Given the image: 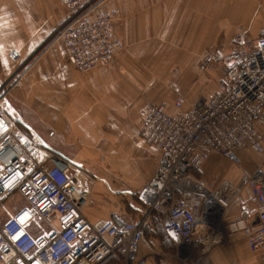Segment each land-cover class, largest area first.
I'll use <instances>...</instances> for the list:
<instances>
[{"label": "built area", "instance_id": "built-area-1", "mask_svg": "<svg viewBox=\"0 0 264 264\" xmlns=\"http://www.w3.org/2000/svg\"><path fill=\"white\" fill-rule=\"evenodd\" d=\"M103 1V0H102ZM98 0H61L69 12L56 31V42L65 50L68 63L79 73H90L115 63L124 49L116 38L114 24L118 9L101 10ZM264 0L258 6L262 9ZM235 48L249 44V31L232 38ZM13 54L12 58H16ZM226 72L217 91L184 111L177 101L172 110L165 103L149 104L141 113L142 139L161 156L156 173L138 193L146 208L144 221L124 222L113 215L91 223L84 209L91 202V186L75 167L60 165L48 149L40 148L8 116L5 104L9 86L0 87V206L15 193L28 207L0 225L2 264H101L119 255L124 264H147L139 255L149 246L145 237L148 214L162 216L164 231L177 247L191 248L200 234V224H208L229 209L240 189L230 185L209 191L190 190L187 174L199 171L217 154L242 171L241 184L247 186L257 206L259 225L249 227L250 209L241 206L238 220L226 224L228 235L243 232L254 253L264 251V173L243 166L238 153L251 149L264 155V31L249 52L227 57ZM58 218V228L46 239H36L29 231L33 222ZM201 264L203 258H184ZM190 260V262H189Z\"/></svg>", "mask_w": 264, "mask_h": 264}, {"label": "crops", "instance_id": "crops-1", "mask_svg": "<svg viewBox=\"0 0 264 264\" xmlns=\"http://www.w3.org/2000/svg\"><path fill=\"white\" fill-rule=\"evenodd\" d=\"M32 1L33 4L31 0H0V87L30 61L16 90L8 94L5 104L8 116L21 133L40 148L48 149L60 165L75 167L87 179L91 202L84 209V215L89 222L113 215L124 222L144 221L147 210L139 202L138 193L156 173L161 156L141 136V113L147 105L138 96L144 87L138 83L142 79L138 80L135 71L130 70L137 62L129 68L125 66L128 76L123 79L110 67H100L90 73L77 72L68 63L60 43L42 49L55 30L44 25H39L35 32L26 29L31 19H41L40 4L46 10L54 6L53 0H39L35 8ZM201 1L161 0L162 13L155 19L168 22L164 28L170 31L169 36H183L186 19L193 21L191 28L198 32L201 21L207 20L208 35L216 45L218 37L226 38L225 43L222 40L219 44L224 45L228 44L227 37L233 38L241 31L247 30L252 36L264 31V3L262 9H258L259 1L250 6L243 0H225V7L219 8L218 13L217 0H209L208 9L204 10ZM118 4L124 7L121 0ZM189 5L195 7L194 10L189 9ZM36 14L38 17H34ZM218 20L223 22L218 25ZM160 27L155 25L157 30ZM206 28L204 25L202 30ZM255 44L256 41L251 46ZM14 53L17 54L15 59L12 58ZM238 156L245 168L264 173L263 154L247 149ZM241 171L225 158L213 154L199 171L189 172L187 187L190 190L212 191L227 184L240 189V198L229 209H219L218 217L210 223L200 224V234L208 237L197 239L189 249L177 247L168 239L161 215L148 214L145 237L150 245L139 250L147 264H189L184 259L187 256L191 261L202 257L201 264H264V251L252 252L245 233L228 235L226 231L227 223L240 218L242 204L251 211L249 227L259 225L258 208L250 189L241 184ZM12 198V202L5 201L0 206V225L28 207L20 194ZM58 222L55 216L48 222H33L28 229L36 239H46L58 228ZM101 264H124V260L114 255Z\"/></svg>", "mask_w": 264, "mask_h": 264}, {"label": "rangeland", "instance_id": "rangeland-1", "mask_svg": "<svg viewBox=\"0 0 264 264\" xmlns=\"http://www.w3.org/2000/svg\"><path fill=\"white\" fill-rule=\"evenodd\" d=\"M53 1L54 6L46 10L42 6L43 4L39 3V0H34L35 8L40 4V14L38 15H40L41 23L40 20L34 19L32 21L31 19L26 24V29H30L31 32H35L39 25L55 30V34L43 45L42 49L56 42V31L69 16V12L61 5V0ZM121 1L124 2V7H120L118 0H103L99 7L101 10L118 9L120 11V18L114 24V31L117 39H123L124 45V49L118 54L115 63L105 67L115 69L123 79L128 76L124 72L125 66L129 68L130 64L137 62L130 70L135 71L134 74L138 80L142 79L138 83L144 87L138 92V96L146 101V105L165 103L168 109L172 110L175 103L181 101L183 102L182 110H191L203 98L211 97L217 91L226 72L225 61L227 57L232 53L249 52L254 48L251 44L255 43V39L259 35L252 36L249 32V44L241 50L235 48L231 43L232 37H227L228 41L226 42L228 44L224 45L219 44L222 40L225 43L226 38L218 37L217 39L220 40L217 42L219 44L216 45L212 37L208 35L207 20L204 21L205 23L201 21L198 32L191 28V25L194 24L193 21L186 19L184 21L185 34L183 36H169L170 31L164 28V24H168V22L155 19L159 18L162 13L161 0ZM243 1L250 6L257 1L259 4L261 3V0ZM31 3L33 4L32 0ZM201 4L202 10L208 9L209 0H202ZM224 7L225 0H217L218 13L219 8L223 9ZM194 8L189 5V9L194 10ZM151 11L152 14H150ZM36 16L37 14L34 15V17ZM187 17L188 14H186ZM221 22L223 20H218L217 24L220 25ZM155 25L161 26L159 30L155 28ZM204 25L206 31L202 30ZM174 40L176 42L172 43ZM28 63L30 61L26 62L24 66L22 65L20 70L11 77L9 76L5 82L12 94L23 74L27 72ZM107 128V132L110 131V128ZM140 185L141 182L138 183L139 187ZM6 201L10 203L13 198ZM4 204L3 202L2 205Z\"/></svg>", "mask_w": 264, "mask_h": 264}]
</instances>
